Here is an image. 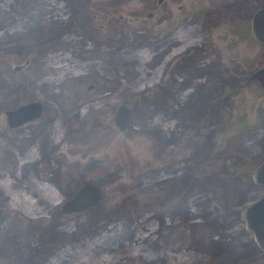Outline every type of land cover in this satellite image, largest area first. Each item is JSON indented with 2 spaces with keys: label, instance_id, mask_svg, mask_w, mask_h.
Listing matches in <instances>:
<instances>
[{
  "label": "rangeland",
  "instance_id": "rangeland-1",
  "mask_svg": "<svg viewBox=\"0 0 264 264\" xmlns=\"http://www.w3.org/2000/svg\"><path fill=\"white\" fill-rule=\"evenodd\" d=\"M263 5L0 0V264H264L238 215L264 192ZM28 100L41 115L7 128ZM83 182L100 200L62 214Z\"/></svg>",
  "mask_w": 264,
  "mask_h": 264
},
{
  "label": "water",
  "instance_id": "water-1",
  "mask_svg": "<svg viewBox=\"0 0 264 264\" xmlns=\"http://www.w3.org/2000/svg\"><path fill=\"white\" fill-rule=\"evenodd\" d=\"M159 1V0H158ZM251 30L258 41L264 42V5L252 15ZM18 66L13 70H18ZM247 80H253L264 92V66L251 71ZM41 104L38 101H27L10 110L4 115L9 128L16 127L23 122L39 116ZM130 118V108L124 104L116 107L113 114L114 124L119 130L127 126ZM250 178L253 183L264 187V155L252 168ZM100 191L93 182H84L74 189L60 205V212L70 214L91 207L100 200ZM245 232L249 233L256 247L264 251V192L254 201L243 207L239 213Z\"/></svg>",
  "mask_w": 264,
  "mask_h": 264
},
{
  "label": "flooded vegetation",
  "instance_id": "flooded-vegetation-1",
  "mask_svg": "<svg viewBox=\"0 0 264 264\" xmlns=\"http://www.w3.org/2000/svg\"><path fill=\"white\" fill-rule=\"evenodd\" d=\"M251 19H252V16H251V18H250V30H251ZM241 28H242V30H243V28H244V24H242V26H241ZM251 33H252V30H251ZM252 36H254V34L252 33ZM231 40V39H230ZM259 42V41H258ZM260 43V42H259ZM235 61H237V60H233V62H235ZM244 65H245V67L246 68H249L250 67V65H251V60L249 59V60H247V61H245L244 62ZM259 66H254V67H252L251 68V70L250 71H253V70H255L256 68H258ZM250 81H253V80H250ZM28 101H31V100H28ZM34 101H38V100H34ZM41 103V102H40ZM17 106V105H16ZM16 106H14V107H16ZM14 107H12V108H14ZM12 108H9V109H12ZM6 110H8V109H6ZM4 111L5 110H3V112H2V116L4 117V123H5V125H6V127L7 128H9L8 126H7V121H6V118H5V115H4ZM42 111V110H41ZM35 119H37V118H35ZM35 119H32V120H35ZM32 120H29L30 122L32 121ZM29 121H26L27 123H29ZM26 122H24V123H22L23 125L24 124H27ZM21 124V126H23ZM20 126V125H19ZM19 126H17V127H19ZM20 126V127H21ZM12 128H15V127H12ZM11 129V128H10ZM84 183V182H83ZM82 184V183H81ZM81 184H79L78 186H80ZM78 186H76L75 187V189L78 187Z\"/></svg>",
  "mask_w": 264,
  "mask_h": 264
},
{
  "label": "bare ground",
  "instance_id": "bare-ground-1",
  "mask_svg": "<svg viewBox=\"0 0 264 264\" xmlns=\"http://www.w3.org/2000/svg\"><path fill=\"white\" fill-rule=\"evenodd\" d=\"M17 66V65H16ZM15 67V66H14ZM19 67V66H18ZM19 69V68H18ZM92 87V85L90 84L89 86H87V89H90ZM31 101H34V100H31ZM39 102V101H38ZM40 103V102H39ZM41 104V103H40ZM20 105V104H19ZM120 105V104H119ZM124 105H126V104H124ZM126 106H128V105H126ZM129 107V106H128ZM130 108V107H129ZM116 109V108H115ZM114 109V110H115ZM8 110H10V109H8ZM41 110H42V104H41ZM41 110H40V114H39V116L41 115ZM113 114H114V111H113ZM38 116V117H39ZM38 117H36V118H38ZM35 119V118H34ZM32 120V119H31ZM112 120H113V116H112ZM129 122H130V118H129ZM129 122H128V124H129ZM24 123V122H23ZM113 123H114V121H113ZM128 124H127V126H128ZM21 125V124H20ZM19 126V125H18ZM116 126V125H115ZM127 126H125V128L127 127ZM17 127V126H16ZM116 128H117V126H116ZM124 128V129H125ZM118 129V128H117ZM123 129V130H124ZM119 130V129H118ZM119 131H122V130H119ZM97 186V185H96ZM98 187V186H97ZM99 189V188H98ZM100 191V190H99ZM100 194H101V192H100ZM97 203V202H96ZM96 205V204H95ZM94 206V205H93ZM93 206H91V207H93ZM91 207H88V208H85V209H83V210H81V211H85V210H87V209H89V208H91ZM80 212V211H79ZM74 213H76V212H74ZM63 214V213H62ZM72 214V213H71ZM264 252V251H263Z\"/></svg>",
  "mask_w": 264,
  "mask_h": 264
},
{
  "label": "trees",
  "instance_id": "trees-1",
  "mask_svg": "<svg viewBox=\"0 0 264 264\" xmlns=\"http://www.w3.org/2000/svg\"><path fill=\"white\" fill-rule=\"evenodd\" d=\"M67 26H64V28H61V27H59V26H56L55 28H54V36H58V35H63V34H65L66 33V31H67ZM59 29V30H58ZM53 33V32H52ZM88 210V209H87Z\"/></svg>",
  "mask_w": 264,
  "mask_h": 264
}]
</instances>
